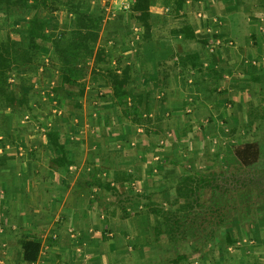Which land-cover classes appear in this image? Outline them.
Wrapping results in <instances>:
<instances>
[{"label": "crops", "instance_id": "obj_1", "mask_svg": "<svg viewBox=\"0 0 264 264\" xmlns=\"http://www.w3.org/2000/svg\"><path fill=\"white\" fill-rule=\"evenodd\" d=\"M110 1L99 44L115 57L96 69L121 73L130 66L143 111L158 116L160 126L147 133L146 125L127 116L112 88L99 82L103 75L97 74L99 83L87 84L83 95L62 86L51 40H41L40 59L8 72V83L18 97L29 96L28 104L0 103V264H264V232L255 220L247 236L229 231L231 244L223 230L215 237L206 230L170 241L144 195L157 192L164 201L183 175L207 172L192 169L195 159L224 155L217 152L231 141V112L238 118L249 112L244 97L251 98L264 80V15L249 18V37L241 42L234 33L235 0H186L180 10L156 0L150 37L144 38L131 14L134 0ZM52 5L40 15L54 37L65 23L74 26L76 14L62 3ZM28 10L12 16L0 0V42L26 39L24 24L35 12ZM185 25L196 38L180 31ZM195 50L202 54V70L180 62L183 53ZM93 65L90 59L87 81ZM212 69L222 79L206 94ZM234 119L231 128L239 126ZM49 131L60 133L72 164L56 165L59 153ZM116 171L132 178L116 181ZM91 175L113 188L87 185L84 178ZM25 239L41 243L35 262L24 258Z\"/></svg>", "mask_w": 264, "mask_h": 264}, {"label": "trees", "instance_id": "obj_2", "mask_svg": "<svg viewBox=\"0 0 264 264\" xmlns=\"http://www.w3.org/2000/svg\"><path fill=\"white\" fill-rule=\"evenodd\" d=\"M8 6L9 14L18 17L19 15L26 14L29 12L28 9L32 8L35 12L31 15L30 19L27 20L25 27V38H21L19 42L14 41L11 37L6 42H0V103L4 106H23L27 105L29 102V96L24 95L18 97L8 82V72L20 64H25L32 62L34 59L39 58L40 52V41L41 40H51L53 59L55 60V67L59 72L60 82L65 88L75 89L78 95H83L87 84L103 83L108 85L113 90V97L117 105L123 106V112L127 116H132L133 121L143 123L146 125L147 133H155L157 127L160 126V118L158 116L151 117L145 114L143 111L144 107V97L139 94L136 90V86L131 81L130 76V66H126L122 69V72H116L112 67H105L104 72L96 69L98 63L105 64L109 59L115 57L113 52H109L106 47L99 44L101 28L104 21V10H100L97 6L93 11H87L86 4L87 0H33L34 3H29L28 0H4ZM156 0H134L131 6V14L134 20L138 22L144 28V38L150 37L151 20H150V9ZM166 4L173 2L174 8L180 10L183 3L186 0H163ZM231 1V0H230ZM237 4L240 0H235ZM264 1V0H260ZM51 2L53 5L51 9H55V5L59 6L60 3L68 6L76 14V21L73 27H69L68 23H65V29L61 30L58 35L51 37L46 32V26L49 23L47 19L41 17L40 11L48 6ZM60 2V3H59ZM231 1L230 3H232ZM24 22V23H25ZM183 32L187 38H196L192 27L185 25L180 30ZM202 43H208L206 39L199 40ZM26 45V46H25ZM94 59V65L91 67V77L87 81L85 76L88 72V61ZM180 62L184 65H190L197 70H202L203 61L202 54L195 51H187L183 53L180 57ZM212 80L206 81V88L204 92L206 94H212L214 88L212 85L214 83L221 82V73L212 69ZM97 74L103 75L105 79L99 80ZM99 80V82H98ZM104 81V82H102ZM216 90V89H215ZM130 102V103H129ZM257 111V109H256ZM251 110L250 121H254L255 112ZM231 132V131H230ZM233 132V131H232ZM232 134V133H231ZM48 136L50 137L51 144L58 151L59 155L54 159L57 166H67L74 162L72 158L69 157L66 147L60 141V133L58 131H49ZM251 144V143H248ZM252 153H258L256 150H260L258 143H252ZM248 148V145H246ZM250 150V148H248ZM236 154L242 152L240 150H234ZM245 152V151H244ZM234 153V154H235ZM235 154V155H236ZM253 156V155H252ZM237 156H234V158ZM115 180L121 181L125 179H130V175H126L125 171H116ZM205 175L200 174V172H190L183 175L175 185V195L170 200V203L180 204L181 199H183L182 206H188L193 204L196 200V194H201V189H204L206 185ZM85 183L87 185H98L106 190H111L113 187L110 182L102 180L97 175H91L85 177ZM198 191V193H196ZM146 199L152 205L151 211L155 215H159L164 212V210L158 209V207L164 209L160 205L155 204L151 201L152 192L144 193ZM200 196V195H199ZM167 197H169L167 195ZM171 197V195H170ZM259 207V206H258ZM264 207V206H260ZM168 213V212H167ZM226 214H220V218L217 222H214L209 231L213 237L220 233L221 230L225 232L226 243L231 244L234 240L231 239L230 232L233 234L237 232V228L233 227L232 224H224ZM254 217L248 220L249 228L254 231ZM232 220V219H231ZM229 221V219H228ZM160 226L163 224L160 221ZM165 222V226H166ZM263 223H261V218H258V226L262 228ZM170 226V225H168ZM229 228L227 231L226 229ZM230 231V232H229ZM237 235V234H236ZM174 235L170 234L168 239L172 241ZM24 258L27 261L35 262L40 254L41 243L32 239H25L23 242ZM183 257V256H182ZM180 257V258H182ZM179 259V257H178Z\"/></svg>", "mask_w": 264, "mask_h": 264}, {"label": "rangeland", "instance_id": "obj_3", "mask_svg": "<svg viewBox=\"0 0 264 264\" xmlns=\"http://www.w3.org/2000/svg\"><path fill=\"white\" fill-rule=\"evenodd\" d=\"M109 2L111 1L87 0L85 9L93 11L98 6L100 10H104L105 20L103 23H105L108 19L106 8ZM90 4H92L93 9H91ZM234 5L235 8H238V10L235 9L234 33L236 39L246 42L245 39L249 37V18L255 12L261 16L264 15V1L244 0L241 1V5L237 3ZM259 87V90L254 89L255 93L251 98L244 97V103H246L244 107L249 109V112L243 111L239 118L236 113H230L229 131L231 132L227 140L230 139L231 141L227 147H220V151L217 152L219 154L224 153V157L219 159L198 158L193 161L192 169L207 171L206 173L200 172L206 176L207 186L201 189V194L199 193L198 196L196 194L197 201L194 200L193 204L184 207L182 206L183 199L180 200L182 201L180 204L170 203L175 193L171 194V197L168 195L169 197L164 198V201L160 193H153L151 201L157 205H163L164 208L158 207V209L164 210L160 216L162 228L167 237H170L171 234L178 237V240H184L188 234L199 236L206 230H211V226L217 222L221 213L226 214L227 219H229L227 225L232 224L233 227L237 228V232L242 233L243 237L251 231L252 227L249 228L248 220L253 217L257 225L258 218H261V223H263L261 232H264V207H260L264 206V80ZM250 89L249 86L245 90L250 92ZM251 110L256 111L253 123L250 121ZM233 119H239L238 127L235 124L236 126L231 128L234 125L232 124ZM252 143H256V145L258 143L260 148V150H256L258 153H252ZM246 145L250 150L246 148ZM240 149H242L240 155L234 152V150ZM194 172L198 173L199 171L195 170ZM178 240L176 239V241Z\"/></svg>", "mask_w": 264, "mask_h": 264}, {"label": "built area", "instance_id": "obj_4", "mask_svg": "<svg viewBox=\"0 0 264 264\" xmlns=\"http://www.w3.org/2000/svg\"><path fill=\"white\" fill-rule=\"evenodd\" d=\"M6 147H9V145H7ZM3 148H4V147H0V152L3 151Z\"/></svg>", "mask_w": 264, "mask_h": 264}]
</instances>
